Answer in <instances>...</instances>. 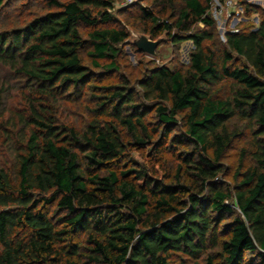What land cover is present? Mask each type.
I'll return each mask as SVG.
<instances>
[{
  "label": "trees",
  "instance_id": "16d2710c",
  "mask_svg": "<svg viewBox=\"0 0 264 264\" xmlns=\"http://www.w3.org/2000/svg\"><path fill=\"white\" fill-rule=\"evenodd\" d=\"M120 1L53 0L0 30V264H264V11L220 44L213 0H142L119 21ZM128 29L190 43L188 66L125 75ZM82 100L77 126L61 108Z\"/></svg>",
  "mask_w": 264,
  "mask_h": 264
},
{
  "label": "rangeland",
  "instance_id": "374dc122",
  "mask_svg": "<svg viewBox=\"0 0 264 264\" xmlns=\"http://www.w3.org/2000/svg\"><path fill=\"white\" fill-rule=\"evenodd\" d=\"M50 1L53 0H6L0 8V30H11L22 27L34 17L50 11ZM54 1L65 3L68 0ZM230 1L231 5L225 6V4H221L219 0H213L210 10L211 16L215 21L214 36L216 41L220 44L225 43V35L230 31L238 30L241 27L257 26L261 18V11H264V0ZM139 3H142V0H134L129 4L125 0H122L115 3L112 13L115 15V18L120 21L122 18L118 16V13L121 9L126 10L128 13H135ZM246 5L259 9L258 13L246 15ZM79 30L82 37L86 38L89 29L87 27L80 26ZM128 33L129 38L121 48L122 55L119 59L121 69L125 75L134 78L141 70H143V68L152 64L156 66H165L169 69L180 67L186 68L188 66V56L193 50L190 43H183L179 46L173 47L164 37H161L158 40L160 41V45L158 46L155 55L150 57L144 53L137 52L136 47L133 45V40L142 34L130 29H128ZM235 61H239L237 57H235ZM84 62L90 66V60L87 56H84ZM5 74L6 71L4 69H0V79H4ZM228 92L229 89L225 88L220 91V94L227 96ZM12 95L13 96L7 103L8 108H19L20 101L17 93L13 92ZM86 104L87 100L67 103L61 108V112H63V116L69 123H74L77 126H84L89 119L88 112L84 107ZM234 125L241 124L233 121L229 127L232 128ZM246 139L247 138L236 140L233 143L232 148L226 153L224 160L226 172L223 176L219 177V181H222L224 185H231L233 181V175L239 165L240 150L244 146ZM133 156L135 160H141L136 154H133ZM1 163L6 165L10 164L12 163V158L0 146V164ZM247 257L249 258V256ZM172 261V264H194L193 260L182 255L174 256Z\"/></svg>",
  "mask_w": 264,
  "mask_h": 264
},
{
  "label": "water",
  "instance_id": "95a60500",
  "mask_svg": "<svg viewBox=\"0 0 264 264\" xmlns=\"http://www.w3.org/2000/svg\"><path fill=\"white\" fill-rule=\"evenodd\" d=\"M159 44V41H152L145 35H139L133 40V45L136 47L137 52L144 53L150 57L155 55Z\"/></svg>",
  "mask_w": 264,
  "mask_h": 264
},
{
  "label": "built area",
  "instance_id": "2783aa9c",
  "mask_svg": "<svg viewBox=\"0 0 264 264\" xmlns=\"http://www.w3.org/2000/svg\"><path fill=\"white\" fill-rule=\"evenodd\" d=\"M128 4L129 3H132L134 0H125ZM225 6H229V5H231V1L230 0H228V1H226L225 3ZM231 33H235V32H237L236 30L235 31H230Z\"/></svg>",
  "mask_w": 264,
  "mask_h": 264
}]
</instances>
